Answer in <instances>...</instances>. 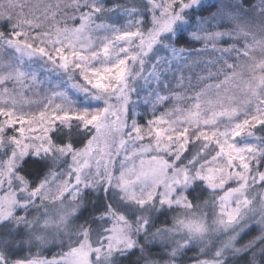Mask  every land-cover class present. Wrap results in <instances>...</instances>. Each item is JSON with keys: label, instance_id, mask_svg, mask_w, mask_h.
<instances>
[{"label": "snow or ice", "instance_id": "snow-or-ice-1", "mask_svg": "<svg viewBox=\"0 0 264 264\" xmlns=\"http://www.w3.org/2000/svg\"><path fill=\"white\" fill-rule=\"evenodd\" d=\"M0 264H264V0H0Z\"/></svg>", "mask_w": 264, "mask_h": 264}]
</instances>
